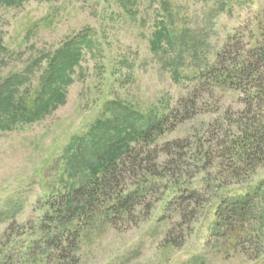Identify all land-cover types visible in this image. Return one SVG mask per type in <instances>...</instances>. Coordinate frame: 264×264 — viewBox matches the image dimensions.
Listing matches in <instances>:
<instances>
[{"label": "rangeland", "instance_id": "374dc122", "mask_svg": "<svg viewBox=\"0 0 264 264\" xmlns=\"http://www.w3.org/2000/svg\"><path fill=\"white\" fill-rule=\"evenodd\" d=\"M263 27L264 0H0V248L14 264H264V164L226 177L219 151L246 97L200 77L232 35L252 47ZM129 147L145 159L126 187L155 163L166 177L132 215L82 213L74 189ZM186 189L201 193L194 211L178 206ZM233 197L244 214L218 219ZM60 207L80 224L68 259L42 229Z\"/></svg>", "mask_w": 264, "mask_h": 264}, {"label": "trees", "instance_id": "16d2710c", "mask_svg": "<svg viewBox=\"0 0 264 264\" xmlns=\"http://www.w3.org/2000/svg\"><path fill=\"white\" fill-rule=\"evenodd\" d=\"M236 38V35L230 37L223 49L218 53L215 63L200 75L201 79L204 77V80L211 84H219L230 89L241 91L246 97L244 98L246 99L244 100L246 106L242 111V116L238 118V122L233 127L237 129L231 131V137L228 136L225 142L220 144L219 148L224 158H228L230 165L226 177H238L244 172L245 174L251 173L257 167L264 164V37L256 45L248 48L244 46L242 49L235 47ZM198 89L196 88V91ZM191 97L192 95H190ZM188 99H182V102H188L185 104L186 113H190V111L197 107V98H193L192 103ZM5 105H8V103L1 97L0 109H3ZM173 111L176 112L178 109H174ZM17 115V113H12L9 116L10 120H6V124L8 125L11 122L15 123ZM171 115H173V112L164 116L158 122H153L149 125L147 123V128L140 129L141 136L149 138V134H152L155 130L163 131V125L169 121ZM2 122L4 123V120L0 117V123ZM182 141L177 139L165 143L163 151L167 154H172L174 146L183 147L181 145ZM200 149H202V154L206 156V162H213L211 152L206 151L203 146H200ZM141 156V151L137 150L136 147H129L106 161L96 174L87 178L81 186L74 189L71 197L73 199L79 197L78 199L82 203L80 205L81 208H79L81 209L80 211L86 214L87 212H92L93 215L97 211H105L101 210L104 208L108 211L106 213L115 212L121 215H132L135 202L140 197H143L147 191L145 185H148L150 180L154 178L164 179L166 177L164 172L155 163L145 168L146 172L144 175L146 179L138 182L136 187H126L124 183L126 176L129 174H139L137 169L138 167H142L143 160L145 159ZM157 157L155 156V158ZM173 158L175 159V157ZM172 163L178 165V162H175V160ZM147 174L150 178H147ZM185 191L186 194L182 192L183 194L178 199V206L180 209L184 207V211H194L196 205L201 202V193L197 189H186ZM246 200L247 198L244 199L242 197L229 198L228 205L231 209H227L223 204L224 202L221 203L220 208L217 210L218 219L222 215L226 217L231 215L230 217H234L240 214L239 216L241 217L245 211L244 205L246 204ZM62 208L53 210L55 215L46 214L49 220L56 222H52L46 227L43 224L42 229L48 232L47 245L51 247L59 240V244L56 247L60 253L64 252L63 258L68 259V252L74 251L76 242L80 237L78 230L80 224L78 222L74 224L75 219L68 212L69 209L64 210ZM69 240L72 242H69ZM12 255L8 246L4 249L0 248V264H14L15 257ZM75 263V261H69L64 264ZM25 264L27 263L25 262ZM31 264L39 263L34 261Z\"/></svg>", "mask_w": 264, "mask_h": 264}]
</instances>
